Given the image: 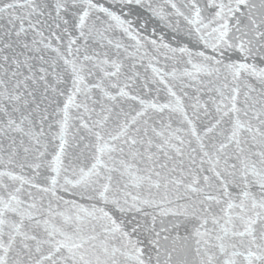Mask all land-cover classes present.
<instances>
[{"label":"snow or ice","instance_id":"snow-or-ice-1","mask_svg":"<svg viewBox=\"0 0 264 264\" xmlns=\"http://www.w3.org/2000/svg\"><path fill=\"white\" fill-rule=\"evenodd\" d=\"M0 264H264V0H0Z\"/></svg>","mask_w":264,"mask_h":264}]
</instances>
